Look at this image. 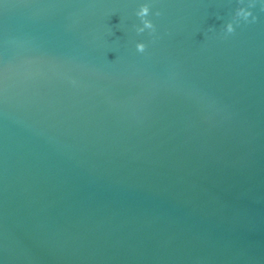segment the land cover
Here are the masks:
<instances>
[{"label":"water","instance_id":"1","mask_svg":"<svg viewBox=\"0 0 264 264\" xmlns=\"http://www.w3.org/2000/svg\"><path fill=\"white\" fill-rule=\"evenodd\" d=\"M261 3L0 0V264H264Z\"/></svg>","mask_w":264,"mask_h":264},{"label":"clouds","instance_id":"2","mask_svg":"<svg viewBox=\"0 0 264 264\" xmlns=\"http://www.w3.org/2000/svg\"><path fill=\"white\" fill-rule=\"evenodd\" d=\"M255 6V0H249V5L248 7H238L236 9V15L237 16H243V21L249 22V17H251V22H255L257 20V17L253 15L251 8ZM261 11H264V3H261ZM150 13V8L148 4H142L137 11L136 15L140 18L142 21V26H137L136 31L138 33H142L145 31V29L150 30L151 32H155V25L151 19L148 18ZM156 16H160L161 12L157 10L155 12ZM235 31L234 26L231 22L228 23L227 25V32L226 33H233ZM137 51L143 52L146 48L145 43L143 42H138L136 44Z\"/></svg>","mask_w":264,"mask_h":264}]
</instances>
